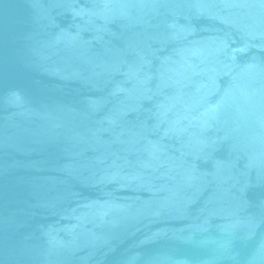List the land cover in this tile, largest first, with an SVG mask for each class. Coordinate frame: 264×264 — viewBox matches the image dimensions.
I'll use <instances>...</instances> for the list:
<instances>
[{
	"label": "water",
	"instance_id": "water-1",
	"mask_svg": "<svg viewBox=\"0 0 264 264\" xmlns=\"http://www.w3.org/2000/svg\"><path fill=\"white\" fill-rule=\"evenodd\" d=\"M0 264H264V0H0Z\"/></svg>",
	"mask_w": 264,
	"mask_h": 264
}]
</instances>
